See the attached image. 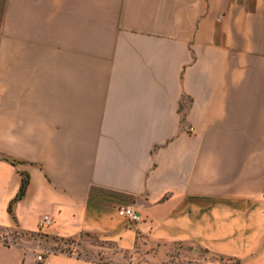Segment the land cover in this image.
<instances>
[{"label": "crops", "instance_id": "crops-1", "mask_svg": "<svg viewBox=\"0 0 264 264\" xmlns=\"http://www.w3.org/2000/svg\"><path fill=\"white\" fill-rule=\"evenodd\" d=\"M92 240L264 264V0H0V264Z\"/></svg>", "mask_w": 264, "mask_h": 264}, {"label": "rangeland", "instance_id": "rangeland-1", "mask_svg": "<svg viewBox=\"0 0 264 264\" xmlns=\"http://www.w3.org/2000/svg\"><path fill=\"white\" fill-rule=\"evenodd\" d=\"M71 245L64 247L63 250L67 253H75L78 257L114 264H234L235 262L227 257L212 256L207 251L190 245L139 246L134 252L123 255L114 250L105 251V246L96 240L90 241L88 246L81 248Z\"/></svg>", "mask_w": 264, "mask_h": 264}, {"label": "built area", "instance_id": "built-area-1", "mask_svg": "<svg viewBox=\"0 0 264 264\" xmlns=\"http://www.w3.org/2000/svg\"><path fill=\"white\" fill-rule=\"evenodd\" d=\"M117 213L119 217L126 219L127 221L138 224L140 222V216L134 211V208L129 206V207H121L117 210ZM52 220L48 216H43L40 222V231L43 229L51 226ZM36 263L37 264H48V259L44 254H37L36 255Z\"/></svg>", "mask_w": 264, "mask_h": 264}, {"label": "trees", "instance_id": "trees-1", "mask_svg": "<svg viewBox=\"0 0 264 264\" xmlns=\"http://www.w3.org/2000/svg\"><path fill=\"white\" fill-rule=\"evenodd\" d=\"M27 186H28V179L26 177H24L22 179L20 193H19V195H17V197L15 198V200H18V199H20L21 197H23L25 195ZM234 264H238V262L235 261Z\"/></svg>", "mask_w": 264, "mask_h": 264}]
</instances>
